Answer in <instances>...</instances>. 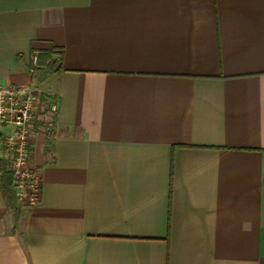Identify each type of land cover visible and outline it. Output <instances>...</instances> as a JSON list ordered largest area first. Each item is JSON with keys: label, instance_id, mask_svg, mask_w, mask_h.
<instances>
[{"label": "crops", "instance_id": "0c3cea01", "mask_svg": "<svg viewBox=\"0 0 264 264\" xmlns=\"http://www.w3.org/2000/svg\"><path fill=\"white\" fill-rule=\"evenodd\" d=\"M0 83L57 104L0 264H264V0H0Z\"/></svg>", "mask_w": 264, "mask_h": 264}, {"label": "built area", "instance_id": "2783aa9c", "mask_svg": "<svg viewBox=\"0 0 264 264\" xmlns=\"http://www.w3.org/2000/svg\"><path fill=\"white\" fill-rule=\"evenodd\" d=\"M39 66V52L31 59L30 72L34 73ZM39 106V98L35 88L22 84L0 83V133L3 144L11 162V178L18 198H29L35 203L41 194V171L31 165L30 136ZM57 104L51 105L52 115L48 128L53 126V116ZM8 131H5L7 130Z\"/></svg>", "mask_w": 264, "mask_h": 264}, {"label": "rangeland", "instance_id": "374dc122", "mask_svg": "<svg viewBox=\"0 0 264 264\" xmlns=\"http://www.w3.org/2000/svg\"><path fill=\"white\" fill-rule=\"evenodd\" d=\"M54 58L55 57L50 58L46 62L39 63V66L36 68L35 72L34 73H31V74L34 75V76L35 75H38L40 73V71L47 69L49 66H53L54 63H55V59ZM37 95H38V98H39V106L37 108V113H36L35 117L37 115H40V114L41 115H44V116H47L45 118H46V122L48 123L49 118L52 116L50 114V112H51V105L53 104L52 103L53 100L52 99L50 100L48 96H46V98L45 97H42L41 95H39L38 92H37ZM45 101H46V103L49 102L48 105H46V106L44 105V104H46V103H44ZM10 163H11L10 160H7L8 168H10ZM17 199H18V202L19 201L21 202V201L24 200L23 198L21 199V198H18V197H17ZM15 209L17 210V206L15 208L13 206H11V213L14 215V218L15 217L18 218L20 212H19V210L15 211Z\"/></svg>", "mask_w": 264, "mask_h": 264}, {"label": "trees", "instance_id": "16d2710c", "mask_svg": "<svg viewBox=\"0 0 264 264\" xmlns=\"http://www.w3.org/2000/svg\"><path fill=\"white\" fill-rule=\"evenodd\" d=\"M52 51H39V63L46 62L52 57ZM0 172L1 181L4 188V192L13 206H16L18 199L13 188L12 178L10 179L11 170H7L5 163L0 158Z\"/></svg>", "mask_w": 264, "mask_h": 264}]
</instances>
